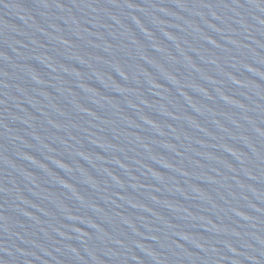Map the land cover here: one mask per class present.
<instances>
[{"label":"water","instance_id":"water-1","mask_svg":"<svg viewBox=\"0 0 264 264\" xmlns=\"http://www.w3.org/2000/svg\"><path fill=\"white\" fill-rule=\"evenodd\" d=\"M0 264H264V0H0Z\"/></svg>","mask_w":264,"mask_h":264}]
</instances>
